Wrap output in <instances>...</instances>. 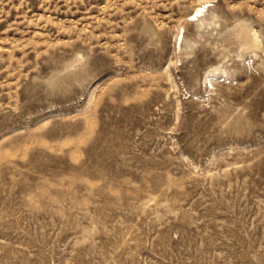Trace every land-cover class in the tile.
Returning a JSON list of instances; mask_svg holds the SVG:
<instances>
[{
	"label": "rangeland",
	"instance_id": "374dc122",
	"mask_svg": "<svg viewBox=\"0 0 264 264\" xmlns=\"http://www.w3.org/2000/svg\"><path fill=\"white\" fill-rule=\"evenodd\" d=\"M200 1L0 0V264H264V0Z\"/></svg>",
	"mask_w": 264,
	"mask_h": 264
},
{
	"label": "bare ground",
	"instance_id": "6f19581e",
	"mask_svg": "<svg viewBox=\"0 0 264 264\" xmlns=\"http://www.w3.org/2000/svg\"><path fill=\"white\" fill-rule=\"evenodd\" d=\"M210 4H211L210 3V0H206V1L205 0H202V1L198 2V4L192 9V11L187 14L186 21H189V22H192V21L193 22L194 21L199 22L202 19V16H204V12L207 10V9H204V7H208V6H210ZM198 25H199V28L203 27L204 26L203 25V21H201ZM178 31L179 32H177L176 37H175V43L176 44L178 43V45H180L181 44V41H182V38H183V27L180 26ZM179 34H180V37H179ZM245 44L247 45V47H249V46L250 47H256V46L259 45V38H258V36H257V34H256L255 31H253L252 33H248L246 35ZM216 71H218V68H216V67L213 68V69L208 70V73L206 75L208 77V79H206V81L208 80V84L210 86L213 85V81H215L217 77H220L221 76V75H217ZM224 71L225 70H222L223 73H224ZM222 80H224V78Z\"/></svg>",
	"mask_w": 264,
	"mask_h": 264
}]
</instances>
